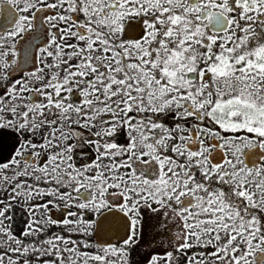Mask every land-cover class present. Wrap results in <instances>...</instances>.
<instances>
[{"label": "snow or ice", "instance_id": "obj_1", "mask_svg": "<svg viewBox=\"0 0 264 264\" xmlns=\"http://www.w3.org/2000/svg\"><path fill=\"white\" fill-rule=\"evenodd\" d=\"M0 127V264H264V0H0Z\"/></svg>", "mask_w": 264, "mask_h": 264}, {"label": "flooded vegetation", "instance_id": "obj_2", "mask_svg": "<svg viewBox=\"0 0 264 264\" xmlns=\"http://www.w3.org/2000/svg\"><path fill=\"white\" fill-rule=\"evenodd\" d=\"M45 14H49V13H45ZM27 70V69H26ZM14 78H19V76L13 72L12 73ZM83 131H87V130H83ZM93 131H95V129H93ZM15 139V133L13 132V130L10 127H0V160H4L7 158H10L11 155V149H13L14 145H13V140ZM123 142V141H121ZM222 156V153H221ZM40 186L41 187H45V183L44 181L40 182ZM61 190H67V189H61ZM0 195L2 196H7L8 192L2 187L0 186ZM21 199H23L21 197ZM45 199H51V197L48 196H44V197H40V198H35L32 200V203L35 204H41L43 202V200ZM51 207V206H49ZM72 211H76V209L74 207L67 209L65 212L61 213L59 210L52 208L50 215L53 218H63V216H67L69 212ZM29 218V214L26 210L21 209L19 207V205L17 204L16 209H15V216H13L12 222L11 224H9L8 226L10 227L12 233L16 236H19V234L23 231V227L27 225V219ZM36 219H42L44 218V212L42 209L37 210L36 211ZM92 218H95L94 216ZM7 224V222H5ZM67 235H69L72 239H80V235L78 233H65ZM41 239H43V235L41 234ZM103 239L106 240L107 242H112V239L110 237V234H105L103 236ZM83 247V246H81ZM143 246H141L142 248Z\"/></svg>", "mask_w": 264, "mask_h": 264}]
</instances>
